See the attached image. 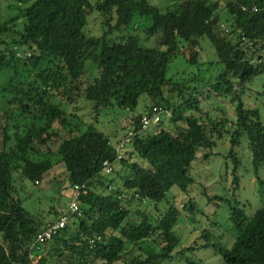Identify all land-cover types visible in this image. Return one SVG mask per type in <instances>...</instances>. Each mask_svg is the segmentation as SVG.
Here are the masks:
<instances>
[{"label":"trees","instance_id":"trees-1","mask_svg":"<svg viewBox=\"0 0 264 264\" xmlns=\"http://www.w3.org/2000/svg\"><path fill=\"white\" fill-rule=\"evenodd\" d=\"M17 1L20 15L0 20V79L7 77L0 81V264H33L32 255L38 264H171L183 211L194 216L199 209L190 200L181 210L173 189L190 193L193 162L200 152L214 155L224 134L231 184L225 194L207 197L214 214L226 206L234 239L214 242V230L206 228L200 234L206 242L192 243L178 256L212 248L222 264H264V121L260 108L243 99L264 74V0H173L166 7L151 0ZM94 12L107 27L100 35L88 26ZM140 18L149 21L145 31L155 44L133 32ZM203 38L216 57L209 64L217 72L209 78L201 73L208 64L200 60ZM181 54L200 71L169 76ZM143 95L149 103L137 112ZM204 97H230L235 118L205 110ZM82 103L88 109L92 103L96 121L114 107L132 112L133 134L117 139L87 123L78 112ZM154 107L162 108V119L143 130V117ZM243 149L259 184L261 205L253 212L238 194ZM58 165L68 189L79 186V211L32 248L63 212L44 211L59 214L49 221L30 213L17 181L49 187L59 182Z\"/></svg>","mask_w":264,"mask_h":264},{"label":"rangeland","instance_id":"rangeland-1","mask_svg":"<svg viewBox=\"0 0 264 264\" xmlns=\"http://www.w3.org/2000/svg\"><path fill=\"white\" fill-rule=\"evenodd\" d=\"M94 2L96 0H93ZM152 3L159 6L166 7L170 5L173 0H151ZM21 13V7L17 0H0V20H5L10 17L18 16ZM94 14V15H92ZM90 14V31L92 34L100 35L107 28L98 18L96 12ZM92 16V18H90ZM95 20V21H94ZM149 24L145 18H140L137 24H134V33L139 35L143 43L155 44L157 38L148 35L145 27ZM201 61L208 62L203 65L201 69L197 64L191 66L185 57L189 58V53L180 49V52H185L177 56L171 64L169 76L174 75L178 70H189L199 72L204 77L209 78L216 74V68L212 67L209 62L215 60L214 48L208 38L201 40ZM7 77H1V84L5 83ZM243 99L247 105H254L260 108L263 121H264V74H261L256 83L246 90ZM146 101L149 103L146 95L141 96L139 105L136 109L137 112L142 111ZM0 99V105H1ZM203 107L205 110H211L212 113L220 116H228L231 119L235 118V105L230 97H210L203 98ZM81 109L78 111L87 123L95 122L99 128L106 132L109 136L115 138H122L124 134L134 128L133 113L119 107H114L99 114L98 121L95 119V113L92 109V103H89V109L85 104L79 105ZM85 108V110H84ZM115 141L114 138H112ZM124 141V140H123ZM3 143V134H0V146ZM229 149V136H224L218 140L217 146L213 147L215 153L209 158L205 157V152L198 154V159L193 162L192 175L196 179V184L192 187L189 194H184L175 187L172 193V199L176 202L177 206L184 210V205L190 200H194L198 211L192 216L189 211L184 210L183 216L179 223L176 225V231L180 236L181 243L178 245L175 254L176 257L171 264H190L189 259L197 261L199 264H222L223 258L221 254L216 253L212 248H202L194 252L187 251L186 254L178 256L179 252L184 251L192 243L198 242L203 244L206 242L205 238H201V232L210 228L214 230L215 238L213 241L220 240L224 245H229L234 239L228 226L226 206L217 207V213L214 214L215 205L208 201L207 193L210 195H221L228 192L231 184V179L226 175V158L223 153ZM221 152V153H220ZM243 157L242 166V184L238 191L240 198L247 201L251 205L250 211L253 212L261 205V198L256 192L259 184L251 172V159L246 149H243L241 154ZM56 170V175L59 182L51 184L49 187L44 182H34L31 179L18 180L17 185L21 188L19 191L20 197L23 199L24 207L32 214L39 216L42 221H49L56 218L58 213H44V211L55 207L57 212L69 211L71 203V190L68 189V183L62 181L66 178V174L60 165ZM40 259V258H38ZM39 261V260H38Z\"/></svg>","mask_w":264,"mask_h":264},{"label":"built area","instance_id":"built-area-1","mask_svg":"<svg viewBox=\"0 0 264 264\" xmlns=\"http://www.w3.org/2000/svg\"><path fill=\"white\" fill-rule=\"evenodd\" d=\"M17 55L18 56H23V55L24 56H30V52H26L25 54H23L22 52H18ZM162 114H163L162 108L154 107L151 116L145 115L143 117L142 129L146 130L152 123L158 124L162 119ZM132 130L130 132V135L133 134ZM129 141H130L129 137L124 139V141H122L119 144V148L120 149L123 148ZM105 166L107 168V171H111L112 167L108 162H105ZM36 182H38V181H36ZM79 194H80L79 193V186L76 185L71 192V203L69 206V211L64 210L63 214L61 215V217L57 221L47 223L45 228L37 234V237L32 244V248H36L40 244H43L44 242L49 241L61 229H63L66 226V224L69 221V213H75V212L79 211ZM31 257L33 258V264L39 263V261H38L39 257L34 256V255H32Z\"/></svg>","mask_w":264,"mask_h":264}]
</instances>
